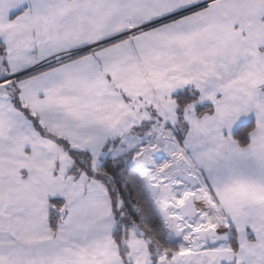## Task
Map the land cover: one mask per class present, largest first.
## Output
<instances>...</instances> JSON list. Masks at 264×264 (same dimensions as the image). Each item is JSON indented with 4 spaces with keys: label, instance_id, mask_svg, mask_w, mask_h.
Here are the masks:
<instances>
[{
    "label": "snow or ice",
    "instance_id": "obj_1",
    "mask_svg": "<svg viewBox=\"0 0 264 264\" xmlns=\"http://www.w3.org/2000/svg\"><path fill=\"white\" fill-rule=\"evenodd\" d=\"M0 264H264V0H0Z\"/></svg>",
    "mask_w": 264,
    "mask_h": 264
}]
</instances>
